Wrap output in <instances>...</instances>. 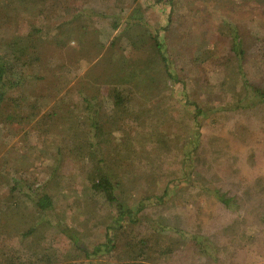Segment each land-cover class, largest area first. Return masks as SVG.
<instances>
[{"label": "rangeland", "instance_id": "1", "mask_svg": "<svg viewBox=\"0 0 264 264\" xmlns=\"http://www.w3.org/2000/svg\"><path fill=\"white\" fill-rule=\"evenodd\" d=\"M170 1L155 4L151 0H0V23L2 21L5 25L0 34V51L11 35L33 33L26 39L33 44L32 56H41L39 65L44 69L40 73L46 78L30 82L26 92L31 99H37L43 111H47L62 95H68L66 103L70 104V99L78 97V90L85 95L101 91L100 97L106 94L104 88L112 85L110 82L116 72L121 73L120 70L124 69L120 65L122 59L125 64V58L120 54L122 48L109 47L115 36L119 35V41L124 45L147 30L157 35L167 46L165 51L173 61L172 66L183 72L189 90L185 91L182 83L168 84L165 71L160 70L152 92L142 99V103L158 107V110L153 108L165 115L159 118L153 114L145 125H134L128 136L116 132L113 146L104 152L105 165L126 171L128 180H123L122 185L132 203L161 195L175 180L171 187H176L177 192L182 189L178 198L167 197L163 206H157L154 199L147 200L145 212L168 222L180 216L178 226L185 230H192L202 220L206 233L218 235L224 249L218 262H210L188 243L178 253L182 264H264V226L258 225L261 232L248 247H240L237 243L241 239L236 238L238 247L234 248L233 235L222 230L237 218L252 222V210L243 208L238 216L217 205L209 195L197 196L190 192L185 179L191 168L184 167L185 151H193V143L189 141L198 129L192 114L184 109L187 101L218 104L222 102L220 95L223 93L221 90L219 94L198 91L197 84H216L222 74L209 65H191L190 60L197 50H207L218 57L226 55L228 39L221 38L218 29L229 22L241 30L244 49L264 62V0ZM135 8L140 9L143 20L131 18ZM114 21L119 22L116 29L113 28ZM138 21L140 25H137ZM40 27L43 29L40 33L32 32ZM255 35L260 38H254ZM125 69L128 71L129 67ZM63 81H67L66 84ZM257 81L264 83L263 77ZM189 108V111L193 110L192 106ZM235 119L237 121L218 116V121L212 123L208 119L200 129L202 140H206L214 133L225 134L235 123L241 128L237 135H229L228 145L226 141L217 146L220 154L212 161L218 162L204 171L206 179L217 185L224 181L244 184L256 176H264V126L261 129L247 116L236 115ZM171 121L175 124L174 130L168 136L170 132L166 125ZM68 125L69 118L62 113L46 121L37 116L28 123L15 121L7 124L4 118H0V210L4 213L2 215L0 211V264H47L33 256L32 250L37 246L58 253L69 250V239L55 227L56 223L72 228L91 249L106 241V226L110 222L107 208L113 212L114 209L93 195L101 208L98 210V206H92L85 193L84 177L76 168L71 170L70 161H67L64 172H59V184L55 189L58 194L56 209L45 218L47 221L25 230L33 218L24 219L22 213L31 214L36 220L39 216L27 197L17 192L13 194L20 212L15 216L8 212L11 207L7 205L6 197L13 177L22 178V181L26 179L33 185H44L50 179L49 167L57 159L56 144L60 143L63 151L70 154L72 146L64 137ZM159 139L169 143L164 144ZM250 151L254 152V160L248 161L246 156ZM191 179L195 181L193 174ZM234 190L242 192L237 187ZM5 203L4 208L1 207ZM20 217L27 221L21 222ZM49 220L55 222L49 224ZM134 256L135 253L126 255V260ZM59 258L57 264H66L69 260L66 252ZM109 260L114 261L106 253L94 263ZM155 264H165V261L159 260Z\"/></svg>", "mask_w": 264, "mask_h": 264}, {"label": "trees", "instance_id": "2", "mask_svg": "<svg viewBox=\"0 0 264 264\" xmlns=\"http://www.w3.org/2000/svg\"><path fill=\"white\" fill-rule=\"evenodd\" d=\"M151 1L161 4L170 0ZM170 2L172 3L173 0ZM139 12L140 9L135 8L131 18L143 20ZM118 23L114 21V29L118 28ZM138 24L140 25L141 22L138 21ZM4 26L1 21L0 34ZM42 30L40 27L32 32L40 33ZM240 32L237 25L229 22L223 23L218 29V35L228 39L227 54L218 57L209 54L207 50L203 52L197 50L195 57L190 60L191 65H209L221 72L222 76L218 83L197 84V86L198 91L206 90L208 93L219 94L221 90L223 92L220 95L222 102L210 104L206 101L198 102L190 99L184 107L188 114H192L194 124L198 128L194 131L192 141H189L193 143V151H185L184 167L191 168L186 176L185 186L197 196L209 195V198L217 205L238 216L243 208L252 210L250 213L254 216L252 222L247 223L245 218L240 220L237 218L222 227L224 232L233 235L234 248L238 247L236 238L241 239L237 243L240 247L253 244L261 232L258 225L264 226V176H256L249 183L244 184L224 181L222 185H217L208 178L206 179L204 175L206 168L210 169L212 163L218 162V160L212 161L220 154L217 146L226 141L228 145V137L237 135L241 128L235 123L236 125L227 129L225 134L214 133L206 140H202L200 129L208 119L215 123L217 117L222 116L227 120L237 121L236 115L247 116L255 120L261 129L264 126V83L257 81L262 77L264 79V62L244 49ZM31 34L11 35L5 40L4 48L0 51V118H4L7 124L15 121L28 123L37 116L40 120L46 121L62 113L69 118L64 137L68 139L72 148L68 154L63 151L60 143L56 144L57 159L49 167L50 179L44 185H33L26 179H23L24 182L22 178L13 177V184L6 197L7 205L11 207L8 212L13 213L14 216L20 212V207L13 194L17 192L27 197L39 216L36 220L31 214L22 213L24 219L33 218L32 223L25 230L29 231L36 224L41 225L47 221L49 213L56 209L55 201L58 194L55 189L59 184V172H64L67 161H70L73 166L71 170L76 168L83 175L85 193L88 200L92 202V206L97 208L98 202L91 195L101 198L114 209L113 212L106 207L109 210L110 222L106 226L105 242L91 249L72 228L56 223L55 227L69 239V250L58 253L39 249L40 247L37 246L32 250L36 260L46 261L47 264H57L60 255L66 252L69 258L66 264H82L86 259L87 264H95L94 261L98 257L109 253L114 261H101L99 264H155L159 260L165 261V264H182L178 253L190 243L199 255L210 262H218L224 249L219 243L217 234L205 232L202 220L196 223L192 230H185L180 225L178 226L180 216L168 222V220L164 221L145 212L147 200L154 199L157 206H163L167 197L178 198V193L182 189L177 192L176 187H171L175 180L165 187L161 195L149 196L132 203L127 199L128 195L122 185L123 180H128L126 171L123 168L111 169L105 165L104 152L113 146L116 132H122L128 136L134 125L136 127L145 125L147 119L153 114H157L159 118L165 115V113L162 115L154 110V108L158 110V107L146 106L142 103V99L152 92L160 70L165 71L168 84L182 83L183 89L189 90L183 72H179L180 70L172 66L173 61L165 51L166 44L148 30L138 38L126 41L124 45L120 43L119 35L115 36L109 47L120 46L122 48L120 54L125 58V64L122 59L120 65L124 69L120 71L121 73L125 71V73L121 75L120 72H116L113 81L110 82L112 85L104 88L106 94L100 97L101 91L99 94L85 95L78 90V97L70 99V104L66 103L68 95H62L50 109L43 111L37 99H31L26 92L30 82L46 78V75L40 73L44 69V66L39 65L42 62L41 56L35 57L31 54L33 44L31 41L28 43L26 39V36ZM254 38L260 37L255 35ZM253 44L256 46L255 42ZM35 51L36 49L33 50ZM126 67H129L128 71ZM56 73L59 74V71ZM66 82L63 81L64 84ZM189 106L193 107L192 111L188 110L191 109ZM160 112L163 111L160 110ZM174 125L172 121L166 125L170 132L168 136H171ZM159 141L164 144L169 143L165 139H159ZM246 158L248 161L254 160V152H248ZM192 174L195 181L200 182L199 184L192 181ZM236 187L242 189V192H236L234 190ZM171 190L174 192L171 193ZM5 205L6 203L1 207L4 208ZM100 208L98 206V210ZM0 211L2 213V210ZM157 213L159 212H155ZM16 221L19 219L17 218ZM20 221L26 222L27 220L24 221L20 217ZM49 221V224L55 222L54 220ZM15 223L19 225L18 222ZM132 253H135V256L126 260V255L130 256ZM80 258L83 259L80 260ZM153 258L154 262L151 261Z\"/></svg>", "mask_w": 264, "mask_h": 264}]
</instances>
